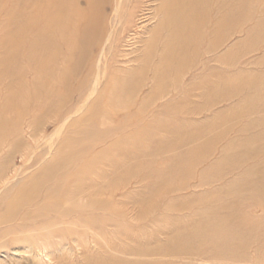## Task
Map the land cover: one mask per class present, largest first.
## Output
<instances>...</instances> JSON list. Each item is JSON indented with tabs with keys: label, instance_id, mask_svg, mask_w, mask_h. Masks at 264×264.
I'll return each mask as SVG.
<instances>
[{
	"label": "rangeland",
	"instance_id": "1",
	"mask_svg": "<svg viewBox=\"0 0 264 264\" xmlns=\"http://www.w3.org/2000/svg\"><path fill=\"white\" fill-rule=\"evenodd\" d=\"M56 1L0 0V264H264L222 230L264 215V0H207L177 58L153 28L190 0H107L85 54L97 11Z\"/></svg>",
	"mask_w": 264,
	"mask_h": 264
},
{
	"label": "bare ground",
	"instance_id": "2",
	"mask_svg": "<svg viewBox=\"0 0 264 264\" xmlns=\"http://www.w3.org/2000/svg\"><path fill=\"white\" fill-rule=\"evenodd\" d=\"M57 2L56 0H50V2L52 3V4H54L55 2ZM64 1V0H63ZM71 1L72 0H66V1H64V3L65 2H67V3H65L62 7H60V6H58V7H55L54 8V10L49 14V17H48V21H50V22H52V20L54 19V18H56L57 16H58V14H61V15H65V17H67V19L68 18H70V16H71V14H72V3H71ZM106 1L107 0H87V6H88V9H89V11H92V10H94V11H97V12H95V14H92V22H93V20H94V22L93 23H90V24H87L85 27H83L84 29V32H83V37H84V39H82L80 42H79V44H78V46L80 47V51H82V52H84V54L87 52V49H88V43H87V36H89L90 35V33H91V31L93 30V28L94 27H97V25H98V22H100L99 21V19L101 18V15H102V12H103V9H104V6H105V4H106ZM217 1V0H216ZM226 1V0H225ZM206 2H207V0H190L189 1V4H185V3H182V2H180L181 4L178 6V8H176L175 9V11H173V10H170V9H168L167 7L165 8V6L163 7L164 8V12H163V14H161V13H159V14H161V18H159V19H161L160 21V24H158V25H154V30H155V28H156V30H160L161 32H162V28H164V26H165V30H163V31H165V34H166V36L165 37H167L168 36V39H170V43H169V47L167 46L166 47V52L168 51V53L167 54H169V55H171V56H173V57H178L179 55H180V50H181V52H183L184 51V53H185V50H184V48H186V46H187V48L189 47V43H192V41H196V42H198V41H200L199 39L202 37V35H201V33H199L198 32V29L200 28V27H202L203 25H207L209 22H210V19H211V15H212V11H211V7H207V4H206ZM223 2H224V0H223ZM49 4V3H48ZM166 3H164V5H165ZM57 5H58V2H57ZM61 5V4H60ZM160 5V4H159ZM167 5V4H166ZM214 5V4H213ZM157 6V5H156ZM162 6H163V4H162ZM217 6V5H216ZM75 7V6H74ZM169 7V6H168ZM218 7V6H217ZM170 8V7H169ZM211 8V9H210ZM214 8H215V6H214ZM219 8H221V7H219ZM223 9V8H222ZM146 9L144 8L142 11L144 12ZM160 11H161V7H160V9H159ZM221 10V9H220ZM223 10H225V9H223ZM223 10H221L220 12H222ZM157 11V10H156ZM155 11V12H156ZM162 12V11H161ZM219 12V13H220ZM63 13V14H62ZM96 14H97V16H98V18H96ZM153 14V13H152ZM151 14V15H152ZM157 14V13H156ZM223 14H224V12H223ZM222 14V15H223ZM86 15V14H85ZM158 15V14H157ZM87 16V15H86ZM145 16V15H144ZM143 16V17H144ZM62 17V16H61ZM225 17V16H224ZM224 17H223V19L222 20H224ZM209 18V19H208ZM222 18V17H221ZM226 18V17H225ZM65 19V18H64ZM146 20H155V19H157L156 17H155V19H153V17H148V19H147V17L145 18ZM219 19V18H218ZM217 19V20H218ZM75 20V19H74ZM145 21V20H144ZM38 22H40V20H38ZM37 22V23H38ZM49 22V23H50ZM220 22H221V20H220ZM224 22V21H223ZM53 23V22H52ZM89 23V22H88ZM156 23V22H155ZM158 23V22H157ZM218 23V25H219V22H217ZM99 26V25H98ZM173 26V27H172ZM219 26H223V24L222 25H219ZM218 26V27H219ZM216 26H210V24H209V31H208V33L209 32H211V31H214L215 29H217V28H215ZM33 28V27H32ZM98 28V27H97ZM100 28V27H99ZM222 28V27H221ZM36 29V28H35ZM42 29V28H41ZM149 30H150V28H149ZM219 30V29H218ZM151 31V30H150ZM158 31H156V32H158ZM216 31V30H215ZM147 32H149V31H147ZM221 32V31H220ZM160 33V32H159ZM163 33L164 32H162V35H163ZM198 33L200 34V35H198ZM164 34V35H165ZM210 34V33H209ZM213 34V33H212ZM218 34V33H217ZM216 34V35H217ZM224 33H222V35H223ZM152 35V34H151ZM156 35H158V34H156ZM155 35V36H156ZM161 35V36H162ZM211 35V34H210ZM219 35H221V33L219 34ZM218 35V36H219ZM212 36V35H211ZM213 36H214V34H213ZM93 37V36H92ZM150 37V36H149ZM197 37V38H196ZM210 37V36H209ZM148 38V37H147ZM152 38V37H151ZM155 38V37H154ZM196 38V39H195ZM221 38H222V36H221ZM161 39V38H160ZM166 39V38H165ZM164 38H163V40H165ZM145 40H147V39H145ZM162 40V41H163ZM211 40H214V39H211ZM210 40V41H211ZM221 40V39H220ZM94 41V40H93ZM92 41V42H93ZM96 41V40H95ZM178 41H180L179 43H178ZM182 41V42H181ZM219 41V40H218ZM149 42V41H148ZM153 42V41H152ZM152 42H149V43H152ZM212 42V41H211ZM156 43V42H155ZM158 43H159V41H158ZM182 45H181V44ZM214 43H215V40H214ZM193 45H195L194 43H192ZM197 44V43H196ZM209 44H211V43H209ZM213 44V43H212ZM92 45V44H91ZM94 45V44H93ZM162 45V44H161ZM218 45V44H217ZM151 47H152V45H151ZM191 48V47H190ZM207 48V47H206ZM209 48V47H208ZM219 48V47H218ZM157 50V49H156ZM162 51V50H161ZM81 52V53H82ZM156 52V51H155ZM157 52H158V50H157ZM165 52V53H166ZM160 53V52H159ZM164 53V54H165ZM83 54V53H82ZM177 54H179V55H177ZM184 55V54H183ZM145 56V55H144ZM161 56V55H160ZM185 56V55H184ZM176 57V58H177ZM187 57V56H186ZM100 58V57H99ZM163 58V57H162ZM53 59V58H52ZM81 59H82V57H81ZM160 59V58H159ZM165 59V58H164ZM84 60H85V58H84ZM161 60V59H160ZM176 60V59H175ZM162 61V60H161ZM175 62H173V64H174ZM178 63H179V61L176 63V65H178ZM181 63V62H180ZM179 63V64H180ZM168 64H170V63H168ZM158 65V64H157ZM163 65V64H162ZM171 66V65H170ZM172 66H174V65H172ZM179 66V65H178ZM184 66H186V65H184ZM160 67H161V64H160ZM205 67V66H204ZM165 68H166V66H165ZM163 69V68H162ZM169 72V71H168ZM163 75V74H162ZM207 76H208V74H206ZM54 77V76H53ZM206 77V76H205ZM221 79H223L222 81H221V83H220V86L222 87V85L223 84H225L226 82H224V78L222 77ZM51 80V79H50ZM56 81V80H55ZM202 81V80H201ZM203 81H205V80H203ZM57 82V81H56ZM197 83V82H196ZM36 84V83H35ZM213 85L212 84V82H209L207 85ZM217 86V85H216ZM50 87V86H49ZM35 101V100H34ZM38 104V103H37ZM50 109V108H49ZM258 147V146H257ZM257 147H254V144H252L251 146H245L244 147V152L243 153H240V154H246V155H250V154H252L251 156H253L254 158H256L258 155H259V153L263 150V148H264V146L262 145V146H259V148H257ZM242 155V156H243ZM190 160V159H189ZM262 163H264V162H262ZM245 165V164H244ZM257 165V164H256ZM264 165V164H263ZM255 166V165H254ZM258 166V165H257ZM248 167H250V166H248ZM246 169V168H245ZM254 170V169H253ZM253 170L252 169H250V173H249V170H247L248 172L247 173H249V177H253L254 176V178H255V180L252 182V184H246L245 186H242V189L245 191V193L247 194V195H249L250 193H251V191H255V192H257V193H259V196H263V198H264V170H262L260 173H259V175L256 173V171L255 172H253ZM239 177V176H238ZM236 179H238V178H236ZM246 180V179H245ZM250 181H252V179H250ZM241 184V183H240ZM239 184V185H240ZM235 187V186H234ZM240 190V189H239ZM1 193V192H0ZM31 193H34V190L32 191H27V193H26V195H30ZM245 194V195H246ZM250 196H251V194H250ZM256 196V195H255ZM257 197V196H256ZM252 198H254V197H252ZM250 199V198H249ZM248 199V200H249ZM254 200V199H253ZM252 200V201H253ZM236 202V201H235ZM260 203V204H259ZM224 204H225V202H224ZM235 204V203H234ZM237 204V203H236ZM242 204V203H241ZM253 204V203H252ZM257 206H262V208H263V210H264V200H262L261 202L260 201H258L257 202ZM233 206V205H232ZM236 207V206H235ZM226 208H228V207H226ZM210 209V208H209ZM224 209V208H223ZM230 210H232V209H230ZM239 210V209H238ZM237 210V211H238ZM209 211V210H208ZM210 211H212V210H210ZM219 211V210H218ZM203 212V211H202ZM222 212V211H221ZM230 212V211H229ZM228 212V219L230 218L233 222L231 223L230 222V224L228 223V224H226V222H225V224H226V227H225V225H224V227L222 228V230L223 231H225V228H226V231L224 232V236H225V238H226V243H228V242H231V243H234V241L236 242V241H240L239 242V244H237L236 246H235V248H237V247H239V248H246V245L248 244V242H250L251 240H254L255 242H258V243H260L259 244V246H258V249H260V248H264V215H261V216H259L260 217V219H258V223H256L255 222V219H254V217H252V219L251 218H249L248 216H250V215H248L247 217L248 218H246V216H245V218H243V219H241L240 217H238V213H236V212H231V213H229ZM227 213V212H226ZM221 214V213H220ZM224 214V213H223ZM246 214V213H245ZM244 214V215H245ZM261 214V213H260ZM241 215V214H240ZM243 215V216H244ZM247 215V214H246ZM207 216V215H206ZM209 216V215H208ZM214 216H215V214H214ZM223 216V215H222ZM252 216V215H251ZM256 216V215H255ZM210 217H211V215H210ZM224 218V217H223ZM215 219V218H214ZM229 219V220H230ZM211 220H212V218H211ZM226 220V219H225ZM209 221H210V219H209ZM208 221V223H210ZM213 222V221H212ZM224 223V222H223ZM211 225V224H210ZM214 225H216L217 227H219V225H221V223H218L217 221L216 222H214ZM215 227V226H214ZM215 231V230H214ZM219 231V230H218ZM221 231V230H220ZM200 235V234H199ZM211 235V234H210ZM212 235H214V234H212ZM221 235V234H220ZM203 236V235H202ZM201 236V237H202ZM216 236V235H215ZM197 237V236H196ZM206 237V236H205ZM223 237V236H222ZM222 237H220V238H222ZM203 238V237H202ZM213 237H211V239H212ZM215 238V237H214ZM213 238V239H214ZM200 240V239H199ZM209 240V239H208ZM220 241H222V240H220ZM216 242H219V241H216ZM224 242V241H223ZM222 242V243H223ZM236 244V243H235ZM253 243H251V245H252ZM0 245H4V246H6V245H8L9 246V241L8 242H6L5 243V241H1L0 242ZM244 246V247H243ZM248 246V245H247ZM33 248V247H32ZM29 249H30V251H31V248H30V246H29ZM18 250V248H13L12 249V251L13 252H15V251H17ZM20 250V249H19ZM40 255V254H39Z\"/></svg>",
	"mask_w": 264,
	"mask_h": 264
}]
</instances>
